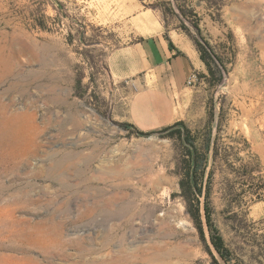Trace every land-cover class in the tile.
<instances>
[{"label":"rangeland","instance_id":"obj_1","mask_svg":"<svg viewBox=\"0 0 264 264\" xmlns=\"http://www.w3.org/2000/svg\"><path fill=\"white\" fill-rule=\"evenodd\" d=\"M122 1L0 0V264H264V0H140L214 72L204 119L146 134L105 65Z\"/></svg>","mask_w":264,"mask_h":264},{"label":"crops","instance_id":"obj_2","mask_svg":"<svg viewBox=\"0 0 264 264\" xmlns=\"http://www.w3.org/2000/svg\"><path fill=\"white\" fill-rule=\"evenodd\" d=\"M140 2L123 0L107 15L108 23H119L121 39L105 58L107 72L116 83L132 84L121 118L144 133L179 122L195 126L205 117V65L186 34Z\"/></svg>","mask_w":264,"mask_h":264},{"label":"trees","instance_id":"obj_3","mask_svg":"<svg viewBox=\"0 0 264 264\" xmlns=\"http://www.w3.org/2000/svg\"><path fill=\"white\" fill-rule=\"evenodd\" d=\"M194 44H195L197 50L200 52V59L203 61V63L205 64V66L207 68V72H208V76H209L210 82H213V80H211V79H213L214 72L212 71L211 67L209 66V64L206 61V56L204 55V52H203L204 49L201 48V45L199 43H197L196 41H194ZM170 47H171V45H170ZM214 81H216V79ZM217 82H218V80H217ZM177 126H180L182 128H185V125L182 122H179V123H176V124L172 125L171 127H168V128L162 129V130H167V129L175 128ZM194 161H195V159H194ZM193 165H195V163H193ZM187 178H189L191 181L193 179H195L192 176V174L190 175L188 173H187ZM192 183L194 185V182H192ZM182 186H184V188H183L184 196L187 199V201L190 202V197L192 196V192L190 191V188L187 187V189H186L185 188V185H183V184H182ZM197 193L200 194V191H198ZM205 217H206L207 226H208L209 231H210V234H211L210 237H211L212 246H213L214 250L216 251V253L218 254V256L221 259L226 260V258H227L226 257V253H227L226 252V249H225V247H224V245H223V243L221 241V238L217 235L216 229L210 223L209 209H208L207 206H205Z\"/></svg>","mask_w":264,"mask_h":264},{"label":"bare ground","instance_id":"obj_4","mask_svg":"<svg viewBox=\"0 0 264 264\" xmlns=\"http://www.w3.org/2000/svg\"><path fill=\"white\" fill-rule=\"evenodd\" d=\"M9 118L4 117V115H0V145L7 138L9 133L8 128L10 127ZM120 199V198H119ZM113 203V202H112Z\"/></svg>","mask_w":264,"mask_h":264},{"label":"built area","instance_id":"obj_5","mask_svg":"<svg viewBox=\"0 0 264 264\" xmlns=\"http://www.w3.org/2000/svg\"><path fill=\"white\" fill-rule=\"evenodd\" d=\"M195 76L190 77L188 83L190 84L194 80Z\"/></svg>","mask_w":264,"mask_h":264}]
</instances>
